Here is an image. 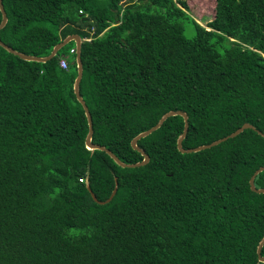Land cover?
<instances>
[{
    "label": "trees",
    "instance_id": "1",
    "mask_svg": "<svg viewBox=\"0 0 264 264\" xmlns=\"http://www.w3.org/2000/svg\"><path fill=\"white\" fill-rule=\"evenodd\" d=\"M210 1L204 26L189 0H3L0 38L18 51L84 39L93 142L124 162L143 160L132 139L171 110L189 116L184 148L256 129L183 153L184 118L170 116L138 142L150 161L122 167L86 146L76 42L46 62L0 45V264H264L250 184L264 165V0Z\"/></svg>",
    "mask_w": 264,
    "mask_h": 264
},
{
    "label": "water",
    "instance_id": "2",
    "mask_svg": "<svg viewBox=\"0 0 264 264\" xmlns=\"http://www.w3.org/2000/svg\"><path fill=\"white\" fill-rule=\"evenodd\" d=\"M0 10L2 12V21L0 23V30L7 24L8 22V15L7 12L5 10L4 4H3V0H0ZM71 41H75L76 42V47H77V67H78V75L75 79L74 82V91L75 94L77 96V99L80 101V103L82 104V106L85 109V113L87 115V119H88V123H89V132L88 135L86 137V146L88 147V149L90 150H96V149H100L103 151H106L114 160L117 164H119L122 167H137V166H142L147 164L150 161V155L138 144L139 140H141L142 138L150 135L151 133H153L155 130H157L158 128H160L162 126V124L165 122V120L167 118H169L170 116H174V115H181L184 118V131L183 133L179 136L177 144H178V148L181 152L183 153H190V152H198L200 150H204L207 148H211L212 146H215L231 137H235L237 135H239L241 132H243L245 129L247 128H252V129H256V127L248 122L244 123L242 126H240L239 128H237L234 132H232L231 134L222 137L220 139L215 140L212 143L209 144H203V145H199L197 147H193V148H184L183 146V140L185 139L187 132H188V128H189V116L187 114V112L183 111V110H171L167 113H165L160 120L158 121V123L154 126H152L151 128H149L148 130L142 131L140 132L138 135H136L132 141L131 144L133 146V148L139 150L144 158L142 161L136 162V163H126L123 160H121L119 158L118 155H116L112 150H110L109 148H107L104 145H100L97 143L93 142V134H94V127H93V118H92V114L89 110V107L86 103V101L84 100L83 96L81 95L80 92V83L83 77V61H82V57H81V50H82V43H83V39L81 38V36L79 34H71L68 35L66 38H64V40H62L61 42H59L58 44H56L53 48V50L51 51V53L47 56H35V55H30V54H25L21 51H18L14 48H12L10 45H8L7 43H5L1 38H0V45L2 47H4L5 49H7L9 52L18 55L19 57H21L22 59L25 60H32V61H39V62H46L50 59H52L58 52L59 50L64 47L66 44H68ZM263 136L264 133H262L261 131H259ZM264 170V165L261 166L260 168H258L254 174L251 176L250 178V184H251V188L252 190L259 192V193H264V187L262 188H258L256 187L255 184V179L256 176L262 172ZM118 189V181L116 179V186L111 194V196L106 200V201H100L101 203H105L110 201L114 195L116 194ZM95 200H98V198L96 197V195L94 193H92ZM264 246V237L262 238V240L260 241L258 248H257V253H258V257L260 261L264 262V256L262 255V249Z\"/></svg>",
    "mask_w": 264,
    "mask_h": 264
},
{
    "label": "rangeland",
    "instance_id": "3",
    "mask_svg": "<svg viewBox=\"0 0 264 264\" xmlns=\"http://www.w3.org/2000/svg\"><path fill=\"white\" fill-rule=\"evenodd\" d=\"M191 10L193 11L192 13L197 16L196 19L198 21L206 26L207 22L211 19V11L214 9V3L210 0H189ZM204 11L206 13H204ZM204 13V15H203ZM200 15H203L201 18ZM194 29L191 27L189 23H187V30H186V35L188 37H193L194 36Z\"/></svg>",
    "mask_w": 264,
    "mask_h": 264
},
{
    "label": "built area",
    "instance_id": "4",
    "mask_svg": "<svg viewBox=\"0 0 264 264\" xmlns=\"http://www.w3.org/2000/svg\"><path fill=\"white\" fill-rule=\"evenodd\" d=\"M90 39V38H89ZM72 52L75 51V49H72L71 50ZM60 65L63 67V68H67L68 67V61L65 57L61 58L60 60Z\"/></svg>",
    "mask_w": 264,
    "mask_h": 264
},
{
    "label": "clouds",
    "instance_id": "5",
    "mask_svg": "<svg viewBox=\"0 0 264 264\" xmlns=\"http://www.w3.org/2000/svg\"><path fill=\"white\" fill-rule=\"evenodd\" d=\"M92 34H93V32H92ZM89 38H91V39H92V36H89V37H88V39H89ZM82 39H83V38H82ZM83 40H84V39H83ZM65 58H66V57H65ZM66 59H67V58H66Z\"/></svg>",
    "mask_w": 264,
    "mask_h": 264
}]
</instances>
